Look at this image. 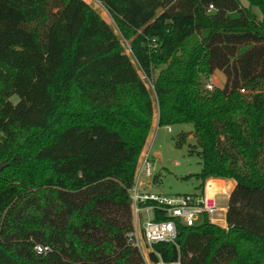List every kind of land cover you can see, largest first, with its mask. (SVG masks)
Instances as JSON below:
<instances>
[{
	"label": "trees",
	"instance_id": "1",
	"mask_svg": "<svg viewBox=\"0 0 264 264\" xmlns=\"http://www.w3.org/2000/svg\"><path fill=\"white\" fill-rule=\"evenodd\" d=\"M96 1L132 58L82 0H0V264H145L126 237L153 112L135 68L157 126L192 125L199 191L234 183L224 228L179 225L149 263L264 264V0H245L260 19L239 0Z\"/></svg>",
	"mask_w": 264,
	"mask_h": 264
},
{
	"label": "built area",
	"instance_id": "2",
	"mask_svg": "<svg viewBox=\"0 0 264 264\" xmlns=\"http://www.w3.org/2000/svg\"><path fill=\"white\" fill-rule=\"evenodd\" d=\"M85 1L107 15V12L98 1ZM212 9V6L209 5L206 11L209 12ZM107 18L109 19L108 15ZM119 42L124 51L127 52V55L131 57L128 43L120 38ZM142 78L146 82L144 86L156 109L154 119L157 125L158 111L153 86L143 75ZM205 89L211 91L212 87L211 85H206ZM239 93L245 94V91L240 89ZM167 132H170L168 128ZM144 145L136 160L132 183L127 191L130 200L132 229L126 237L127 242L142 256L145 264H151L147 259L151 246L156 244L175 245L179 225L192 227L202 222H207L216 226L223 224L225 227V224L218 220V214L222 213V211L216 207L212 196L209 197L206 194L207 182L198 194H162L153 191L152 187L157 182V179L153 175L154 168L149 159L150 138L147 144ZM153 177L156 179L155 182H152ZM227 191H229L228 185L225 186L224 194ZM34 251L39 254H45L48 252V248L35 246ZM157 264L162 263L158 262Z\"/></svg>",
	"mask_w": 264,
	"mask_h": 264
},
{
	"label": "rangeland",
	"instance_id": "3",
	"mask_svg": "<svg viewBox=\"0 0 264 264\" xmlns=\"http://www.w3.org/2000/svg\"><path fill=\"white\" fill-rule=\"evenodd\" d=\"M85 2L90 8H92L108 25L110 30L113 32L115 37L119 41V36L117 31L114 29L112 22L107 18V15L103 12L99 11L97 7H93L90 3L85 0ZM241 7L248 8L249 11L256 16L257 19L261 18L259 9L256 7H249L245 0H239ZM98 9V10H97ZM230 17H235V14H230ZM203 35H206V31H203ZM123 48V47H122ZM244 49H241L239 52H243ZM123 53L127 55V52ZM134 68L136 67L133 63ZM162 68L157 67L153 71V78L156 76L157 72ZM136 72H138L142 83L145 85V80L142 78L140 72L135 68ZM137 74V75H138ZM224 78L223 75L215 71L212 77L201 78L200 86L201 90L208 91L205 89L206 85H211L212 89L214 87H221L223 84ZM9 103L12 106L18 104L19 99L15 96L10 97ZM153 112L151 119V128L146 137L145 145L150 138V150H149V159L153 164V175L156 176L157 182H155V177L152 178V182L155 184L152 187V190L155 192H159L162 194H185L192 195L198 194L199 189L197 188L199 182L196 181L193 177L194 174L198 173L200 170V160L195 154H188L187 147L191 145H195V139L192 136V125L191 124H175L167 127H158L155 122V113L156 109L154 103L152 102ZM167 128L170 132H167ZM188 134V137L185 139L184 143L178 148L175 146V142L180 134ZM94 137H84L85 145H97V139L94 140ZM144 145V146H145ZM260 165L264 166V150L261 153L260 157ZM230 182H216L212 181L207 183V185H211L209 187L208 194H212L213 201L217 208H220L222 213L218 214V220L221 223H224V214L227 206V198L228 193L224 194L225 186L229 187ZM226 184V185H225ZM225 185V186H224ZM231 187L229 188V190ZM220 228H224V225L218 226Z\"/></svg>",
	"mask_w": 264,
	"mask_h": 264
},
{
	"label": "crops",
	"instance_id": "4",
	"mask_svg": "<svg viewBox=\"0 0 264 264\" xmlns=\"http://www.w3.org/2000/svg\"><path fill=\"white\" fill-rule=\"evenodd\" d=\"M210 77H212V76H210ZM218 88H220V87H218ZM153 124H155V122H154ZM212 181H216V182H223V181L230 182V183H229V188L231 187V189H232V187H233V185H234V183H233L232 181H227V180H223V181H222V180H209V181H207V183L212 182ZM207 183H206V184H207ZM210 186H211V185H209V186L207 187V190H206V194H207L209 197H211V195H212V194H208V192H209V190H210V189H209ZM231 189H230V190H231ZM230 190H229V191H230ZM229 191H227L226 194L229 193Z\"/></svg>",
	"mask_w": 264,
	"mask_h": 264
},
{
	"label": "water",
	"instance_id": "5",
	"mask_svg": "<svg viewBox=\"0 0 264 264\" xmlns=\"http://www.w3.org/2000/svg\"><path fill=\"white\" fill-rule=\"evenodd\" d=\"M4 162L0 163V170L3 168Z\"/></svg>",
	"mask_w": 264,
	"mask_h": 264
}]
</instances>
